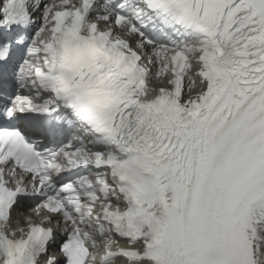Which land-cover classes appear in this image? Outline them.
<instances>
[{
    "label": "snow or ice",
    "instance_id": "1",
    "mask_svg": "<svg viewBox=\"0 0 264 264\" xmlns=\"http://www.w3.org/2000/svg\"><path fill=\"white\" fill-rule=\"evenodd\" d=\"M0 264H264V0H0Z\"/></svg>",
    "mask_w": 264,
    "mask_h": 264
}]
</instances>
